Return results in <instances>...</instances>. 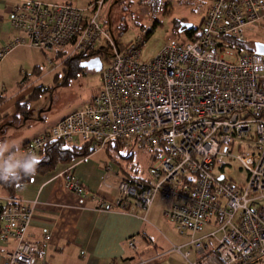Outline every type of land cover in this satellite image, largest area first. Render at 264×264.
I'll use <instances>...</instances> for the list:
<instances>
[{"label":"built area","instance_id":"built-area-1","mask_svg":"<svg viewBox=\"0 0 264 264\" xmlns=\"http://www.w3.org/2000/svg\"><path fill=\"white\" fill-rule=\"evenodd\" d=\"M104 2L79 7L17 0L10 8V25L18 35L0 47V60L20 45L65 60L101 50L96 46L102 37L112 54L100 70L101 86L86 105L5 158L36 154L55 138L68 143L80 138L93 151L114 139L151 146L157 164L144 176L120 177L114 199L102 201L100 208L135 206L146 214L160 195L163 216L188 236L186 245L197 253L191 264L263 261L264 55L222 45L221 37L243 41L247 26L264 23V0H210L197 33L185 42H167L149 60L141 59L144 33L122 46L112 38L103 25ZM231 161L246 170L243 181L226 176ZM62 177L68 190L94 195L72 172L65 170ZM33 209V201L15 196L0 200V240L15 243L3 264H48L38 257V242L27 239ZM208 224L215 229L198 234ZM127 243L134 248L132 238ZM173 249L189 256L181 245Z\"/></svg>","mask_w":264,"mask_h":264},{"label":"crops","instance_id":"crops-1","mask_svg":"<svg viewBox=\"0 0 264 264\" xmlns=\"http://www.w3.org/2000/svg\"><path fill=\"white\" fill-rule=\"evenodd\" d=\"M40 1L68 2L84 7L92 0ZM16 2L0 0V47L18 35L9 20V10ZM249 27L246 28L249 30ZM259 35L262 38L259 41L264 42V26H260ZM17 47L0 60V88H5L6 76L20 72V65L24 62L22 48L34 49L27 45ZM23 76L26 79L21 83ZM23 76L15 81L20 88L19 92L9 98L0 95V112L5 113L8 106L11 109L21 97L22 89L29 86L27 74ZM65 170L79 178L94 195H78L68 190L62 177ZM120 177L123 176H119L114 167L88 155L67 164H58L50 173L33 175L28 182L18 185L13 195L0 187V200L15 196L25 202H34L27 239L38 242V257L48 264H191L197 253L186 245L187 239L178 240L168 230L167 224H173L163 216L165 202L161 210L151 205L146 214L135 206L129 211H121L112 206L100 208L102 201L109 203L114 199ZM46 234L49 235L47 239ZM130 238L134 240V248L127 243ZM214 243L211 239L210 244ZM14 245L12 240H0V264H3L7 252ZM178 245H181L182 252L189 251L190 258H184L181 252L173 249V246ZM255 264H264V260Z\"/></svg>","mask_w":264,"mask_h":264},{"label":"rangeland","instance_id":"rangeland-1","mask_svg":"<svg viewBox=\"0 0 264 264\" xmlns=\"http://www.w3.org/2000/svg\"><path fill=\"white\" fill-rule=\"evenodd\" d=\"M209 3L210 0H105L101 14L104 17L103 25L120 46L134 39L139 32L149 31L147 35L143 34L145 42L141 55L142 60H149L167 42L187 41L189 36L185 31L179 30L177 21L186 20L194 27H200ZM260 26L264 25L252 24L249 30L245 29L244 48L254 46L255 41L262 40L259 35ZM100 47V59L105 67L111 57L112 48L104 37L96 49ZM22 52L24 62L20 65V72L6 76L5 88H0V95L9 98L20 90L15 81L25 74L28 76L29 86L22 89L19 98L24 106L12 105L11 109L9 106L5 108V113L0 112V143L6 142L18 147L29 141L34 134L50 128L57 120L86 105L101 86L100 71L77 70L69 75L67 63L54 52L43 53L27 48H22ZM48 57L52 60L48 61ZM74 143L79 144L82 141L75 138ZM10 151L17 150L12 148ZM5 155L6 153L0 155V160ZM89 155L114 167L119 176L141 177L147 174L149 167L157 164L155 149L151 146L141 148L133 140H123L120 145L111 140L105 148L92 151ZM229 164L224 168L226 176L236 182L243 181L246 170L240 168L237 161ZM163 205L164 200L157 195L152 208L161 210ZM167 225L176 239L188 240L187 235L179 234L170 223ZM211 229L215 228L205 225L199 233Z\"/></svg>","mask_w":264,"mask_h":264},{"label":"trees","instance_id":"trees-1","mask_svg":"<svg viewBox=\"0 0 264 264\" xmlns=\"http://www.w3.org/2000/svg\"><path fill=\"white\" fill-rule=\"evenodd\" d=\"M104 23V20H103ZM178 28H180V22L179 20L177 21ZM200 27L196 28L191 25L190 28H180V31H185L188 36L194 35L195 33L198 32ZM149 31L144 32L145 35H147ZM222 42L221 44L223 45L226 42H229L230 45H234L233 47L237 50L244 48L243 41H236L232 40L228 37H221ZM248 51H254V46L250 45L247 46L246 48ZM101 50H88L85 52L77 53L75 55L70 56L69 58L65 59L64 62L67 63V73L69 75L74 74L77 70H85L80 66V62L84 59L90 58L92 56L98 55L101 58ZM56 56H59L57 53ZM26 77L23 76L20 79V82L23 83L25 81ZM2 97L0 96V99ZM2 100V99H1ZM22 103H20V100L18 99L15 103L16 106H21ZM23 105V104H22ZM24 106V105H23ZM115 140L116 145H120L122 142L119 140ZM111 141V140H110ZM109 141V142H110ZM108 142V143H109ZM27 142H23L25 144ZM21 146V145H20ZM19 146V147H20ZM93 151L92 148H90L89 144L87 142H82V143H68L60 138H55V139H49L47 140L44 144L43 147L39 152H37L35 155L38 157H41L39 164L36 166V171L30 175H21L17 180H0V187L8 194L13 195L16 187L20 184L28 182L33 175L35 174H40L44 175L47 173H50L53 171L58 164L62 163H70L78 158H83L88 156L91 152ZM155 155L158 156V153L155 152ZM124 178H135V177H140L138 175H126L123 176Z\"/></svg>","mask_w":264,"mask_h":264},{"label":"clouds","instance_id":"clouds-1","mask_svg":"<svg viewBox=\"0 0 264 264\" xmlns=\"http://www.w3.org/2000/svg\"><path fill=\"white\" fill-rule=\"evenodd\" d=\"M15 148L19 151L18 145L0 143V155L7 153L10 149ZM41 157L33 153H24L20 156L8 155L0 160V180H17L22 174L30 175L36 171Z\"/></svg>","mask_w":264,"mask_h":264},{"label":"water","instance_id":"water-1","mask_svg":"<svg viewBox=\"0 0 264 264\" xmlns=\"http://www.w3.org/2000/svg\"><path fill=\"white\" fill-rule=\"evenodd\" d=\"M192 23L182 20L180 21V28H190ZM179 28V30H180ZM254 51L264 55V42L255 41L254 42ZM80 66L86 71L99 72L102 68V62L98 55L92 56L90 58L84 59L80 62Z\"/></svg>","mask_w":264,"mask_h":264}]
</instances>
